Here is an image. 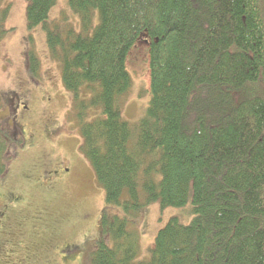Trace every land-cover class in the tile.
Wrapping results in <instances>:
<instances>
[{
  "label": "trees",
  "instance_id": "16d2710c",
  "mask_svg": "<svg viewBox=\"0 0 264 264\" xmlns=\"http://www.w3.org/2000/svg\"><path fill=\"white\" fill-rule=\"evenodd\" d=\"M55 3L30 0L27 25H43L106 206L193 216L159 230L146 263L126 219L103 213L90 264H264V0H69L79 31L64 33L45 25ZM140 43L149 99L130 125L119 105ZM7 139L0 124V177Z\"/></svg>",
  "mask_w": 264,
  "mask_h": 264
},
{
  "label": "rangeland",
  "instance_id": "374dc122",
  "mask_svg": "<svg viewBox=\"0 0 264 264\" xmlns=\"http://www.w3.org/2000/svg\"><path fill=\"white\" fill-rule=\"evenodd\" d=\"M29 1L0 0V10H7L0 22V124L8 137L5 174L0 177V264H90L103 237V213L108 219H126L127 230L138 235L135 261L150 262L158 231L171 219L188 224L191 205L161 209L155 202L133 215L106 206L104 191L81 153L71 94L46 47L43 25L28 28ZM68 1L56 0L47 28L79 31ZM147 52L140 43L127 61L132 85L119 110L130 125L148 104ZM31 53L39 62L34 76L28 71ZM104 240L109 237L104 235Z\"/></svg>",
  "mask_w": 264,
  "mask_h": 264
},
{
  "label": "flooded vegetation",
  "instance_id": "af4514ba",
  "mask_svg": "<svg viewBox=\"0 0 264 264\" xmlns=\"http://www.w3.org/2000/svg\"><path fill=\"white\" fill-rule=\"evenodd\" d=\"M19 135H17V137H18ZM19 139H20V137H19Z\"/></svg>",
  "mask_w": 264,
  "mask_h": 264
}]
</instances>
